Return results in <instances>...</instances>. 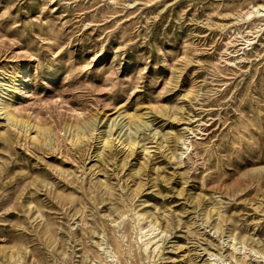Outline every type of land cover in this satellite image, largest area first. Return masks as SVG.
Instances as JSON below:
<instances>
[{
    "label": "rangeland",
    "instance_id": "obj_1",
    "mask_svg": "<svg viewBox=\"0 0 264 264\" xmlns=\"http://www.w3.org/2000/svg\"><path fill=\"white\" fill-rule=\"evenodd\" d=\"M0 264H264V0H0Z\"/></svg>",
    "mask_w": 264,
    "mask_h": 264
},
{
    "label": "bare ground",
    "instance_id": "obj_2",
    "mask_svg": "<svg viewBox=\"0 0 264 264\" xmlns=\"http://www.w3.org/2000/svg\"><path fill=\"white\" fill-rule=\"evenodd\" d=\"M28 127V126H27ZM31 129V128H30Z\"/></svg>",
    "mask_w": 264,
    "mask_h": 264
}]
</instances>
